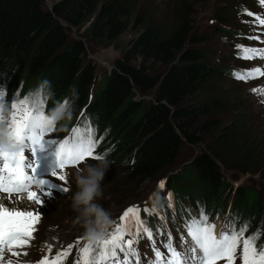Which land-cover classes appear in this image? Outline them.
<instances>
[{"label":"trees","instance_id":"16d2710c","mask_svg":"<svg viewBox=\"0 0 264 264\" xmlns=\"http://www.w3.org/2000/svg\"><path fill=\"white\" fill-rule=\"evenodd\" d=\"M238 14L222 8L216 22L229 27ZM82 28L73 38L72 31ZM130 32L128 47L91 95L97 75L87 43L110 46ZM204 42L184 17L153 25L136 0H0V91L8 104L42 97L48 115L67 101L71 118L55 122L54 134L92 130L96 155L110 161L103 188L114 172L126 184L153 180L175 164L183 146L205 145L168 183L160 200L163 218L172 224L171 213L182 219L192 211L207 217L228 212L237 229L247 224L249 235L260 230L257 244L264 245V196L249 187L234 190L221 170L264 181V151L242 119L217 118L226 103L213 84L228 72L209 64ZM155 66L167 70L155 74ZM43 81L50 86L41 88ZM158 213L140 215L153 231Z\"/></svg>","mask_w":264,"mask_h":264},{"label":"rangeland","instance_id":"374dc122","mask_svg":"<svg viewBox=\"0 0 264 264\" xmlns=\"http://www.w3.org/2000/svg\"><path fill=\"white\" fill-rule=\"evenodd\" d=\"M136 2L144 17L153 25L165 26L177 17H184L190 22L192 33L204 38L205 42L200 48L209 53V64L216 65L228 72L213 84L215 94L226 103L224 110L218 112L217 118L228 122L232 119H242L247 135L256 137L255 145L264 151V25H260L256 18L257 16L264 18V3L261 0L256 4L253 0H136ZM242 2L243 6L248 9L246 12L240 6ZM222 8L233 11L239 9L242 14L233 16L229 27L221 26L216 22L215 14ZM219 29L227 30V32L223 33ZM83 30L84 28L73 30L72 37L80 38ZM243 32H245V36ZM250 37H258V39ZM132 38L133 33L130 32L110 46L87 43L88 59L96 66L97 73L96 84L93 86L91 95L101 88L102 84L99 83V80L102 75L111 69L115 61L122 56ZM238 46L255 48L258 52L256 54L246 53L243 48ZM243 55H254V58H241ZM256 68L260 69L259 73L253 71ZM166 70L167 68L161 66L153 68L155 74H162ZM237 75L247 77V79H237ZM146 100H152L151 95ZM202 149L205 150L206 146H183L172 167L153 180L138 184H126L123 174L117 175L114 172L115 174L107 187H102L103 195L98 200L104 208L110 211L112 216V224L108 231H113L116 224L120 223V216L129 206L138 207L141 213H144V209L147 208L149 211L145 214L150 215L158 211L159 200H164L167 195L168 183L180 176L182 169H185ZM86 163H95V161ZM36 164V157H31L26 168L33 170ZM84 165L85 163L76 170L61 169L62 174L60 175H64L66 180L60 181L56 177L52 178L51 181L57 185L58 191L50 192L48 196L42 197V202L39 205L28 200L27 192L14 198L2 196L6 202L1 205L10 210L39 211V221L38 225L37 223L34 225L33 238L25 247L27 255L10 257L9 254L8 259L19 261V264H31L33 259L35 260L34 264H39L44 258L52 261L57 253L66 251L68 245L71 244L72 249L66 256L61 257L62 264H78V249L87 243V239L84 236V229L79 223H76L77 213L71 206V197L76 191L75 175ZM221 170L234 190L238 187H249L260 191L264 196V181L259 179V175L243 176L235 171L226 172L223 167ZM161 182L164 187H160ZM63 187H67L68 191L62 192L61 188ZM31 191L40 192V190ZM3 194L5 195V193ZM21 199V202L17 201ZM153 209L155 211H152ZM222 221L228 220L219 218L214 223L217 233L225 227ZM180 238L179 234H174L172 241H180ZM161 243L163 244L165 241ZM148 246H144L140 252L139 264H149V261L155 260L154 253L150 254ZM164 251L166 252V250Z\"/></svg>","mask_w":264,"mask_h":264},{"label":"snow or ice","instance_id":"6c2138e0","mask_svg":"<svg viewBox=\"0 0 264 264\" xmlns=\"http://www.w3.org/2000/svg\"><path fill=\"white\" fill-rule=\"evenodd\" d=\"M249 15H255L248 13ZM260 25H264V18L256 17ZM258 39V37H250ZM243 48L244 52L256 54L255 48ZM241 58L251 59L254 55H243ZM249 71V70H246ZM260 72L259 68L253 70ZM237 79H247L237 75ZM4 93L0 91V108L7 105L3 100ZM68 102L60 105L63 108ZM8 127L12 140L19 146L17 151H4L0 149V192L8 194L27 192L30 202L41 204L42 197L48 196L43 185L44 180H37L34 175L26 172L24 164L25 155L23 149L39 145L45 133L54 128L55 121L46 114L44 99L42 97L28 96L24 99H12ZM97 140L90 128H76L73 136L59 141L56 152L58 169L68 166H77L86 158L101 159L103 156L94 155ZM35 162L33 161V164ZM31 167V165H28ZM34 171V168H33ZM53 175L60 181H65L64 175L54 172ZM33 181L40 188V192L31 191ZM54 185H49V189ZM160 187H164L163 182ZM67 192L68 188H61ZM145 212L149 210L144 209ZM152 211H155L153 209ZM138 207L129 206L123 211L114 230L107 232L103 239L90 241L78 249V264H139L140 256L136 248V238L143 231L152 238V229L145 226L139 216ZM39 221V211L10 210L0 205V264H19L11 258L5 260V256L18 257L27 253L17 252L29 245L35 231L34 225ZM236 219L225 222V227L217 233L214 225L208 222L205 213L199 215L190 214L184 221L187 239L182 235L179 249L172 243L169 233L167 242L163 243L165 251L153 246L155 260L149 264H264V245H258L261 232L245 237L247 224L236 228ZM127 237V238H126ZM72 245H68L66 251L57 253L56 257L49 261L44 258L39 264H60L62 256H66ZM122 254V255H121Z\"/></svg>","mask_w":264,"mask_h":264},{"label":"clouds","instance_id":"9594fccd","mask_svg":"<svg viewBox=\"0 0 264 264\" xmlns=\"http://www.w3.org/2000/svg\"><path fill=\"white\" fill-rule=\"evenodd\" d=\"M48 81H43L41 88L49 87ZM75 95V93H73ZM10 109L7 105L0 108V149L4 151H17L19 146L12 140L8 120ZM49 116L55 122L71 118V107L63 108L57 105ZM110 167V161L105 157L98 159L96 163H85L75 175L76 191L71 197V206L77 213L76 223L84 229V236L90 241H98L104 238L111 227L112 216L108 209L99 202L102 197V181Z\"/></svg>","mask_w":264,"mask_h":264},{"label":"bare ground","instance_id":"6f19581e","mask_svg":"<svg viewBox=\"0 0 264 264\" xmlns=\"http://www.w3.org/2000/svg\"><path fill=\"white\" fill-rule=\"evenodd\" d=\"M85 162V161H84ZM83 162V163H84ZM10 198H13V196L12 195H10ZM22 199H24V198H22ZM22 199L21 200H17V201H19V202H21L22 201ZM6 199H3L2 197H0V205L2 204V203H4L5 204V201ZM12 201V200H11ZM13 202V201H12ZM60 264H62V260H60Z\"/></svg>","mask_w":264,"mask_h":264}]
</instances>
